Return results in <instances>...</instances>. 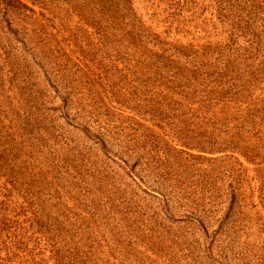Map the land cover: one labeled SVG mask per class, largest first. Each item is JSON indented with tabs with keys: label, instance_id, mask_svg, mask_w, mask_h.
Returning <instances> with one entry per match:
<instances>
[{
	"label": "rangeland",
	"instance_id": "obj_1",
	"mask_svg": "<svg viewBox=\"0 0 264 264\" xmlns=\"http://www.w3.org/2000/svg\"><path fill=\"white\" fill-rule=\"evenodd\" d=\"M128 1L134 10L132 7L125 20L119 22L120 28L128 30L130 25L137 23V19L134 22L129 17L135 13L144 24L141 29H134L138 31L130 40H124L121 29L120 33L115 31L110 23L104 24L100 16L82 24L75 16L74 0H0V10L10 9L8 16L13 26L21 34L24 29L30 35L24 39L32 46L22 51L0 24V264H12L8 262V254L11 258L20 257L28 250L44 253L46 264H53L49 262L48 247L60 244L80 251L77 262L69 264H184L178 246L159 244L163 246L158 252L163 255L160 258L149 249H161L153 244L157 235L161 234L167 241L178 233L191 234L193 227L187 229L184 223L177 224L162 216L161 222L155 221L152 213L156 200L117 168L115 156L129 152L141 157L138 165L129 162L136 175L148 174L150 170L146 167L153 165L155 170H160L157 176L173 177L179 186L203 188L207 192L228 181L234 182L241 174L232 159L212 162L216 156L210 155H205L206 160L198 159V152L187 150L180 142L198 126L202 130L213 128L225 132L226 127L219 121L218 114L225 112L223 105L226 103H229L227 107L231 106L229 112H233L234 105L236 109L247 108L255 102L253 109L262 105L261 118H264V0H235L236 7H232L233 19L242 16L244 21L236 32L240 53L245 55V44L252 46L243 72L234 75L222 67L218 71L202 66L206 50H201L195 55L186 52V59H180L175 66L171 63L172 70L160 76L157 69L163 64L161 56L171 59L175 55L176 59L181 53L178 46L168 43L173 41L176 23L165 30L164 19H157L158 14L153 16L140 0ZM207 6L201 8L204 12L201 16L202 11L197 14L198 22L188 17L190 10L178 14L187 17L184 24H178L180 31L175 29L182 42L197 41L201 35L203 40L207 39L204 26H200L204 20L210 21L209 36L213 40L230 31V28L221 29L219 21L224 25L229 23L220 18V12H213V8ZM14 56L18 59L16 64ZM178 68L182 72L171 73L170 80L165 83L166 74ZM59 71L76 76L73 86L82 105H89L91 110L101 114L105 123L101 127L108 132L106 135L110 139L107 140L112 142L110 155L90 142L88 154L84 153L85 160L77 155L78 151H69L71 142L78 139L77 134L69 122L57 121L58 113L52 109L59 105V100L54 99L45 77L47 74L51 80ZM250 87L253 91L248 90ZM13 91L21 94L20 97H15ZM26 97V104L41 107L46 119L36 130L38 141L29 140L28 131L22 134L20 128V131L16 129L19 117L14 110H18L17 105L24 104ZM163 97L175 102L172 111L161 115ZM173 114L186 119L181 125L183 132H177L179 120H172ZM143 122L164 141L145 130ZM194 135L198 136L197 130ZM77 145L78 142L74 146ZM64 158L69 169L63 170L70 176L61 177L65 178L62 183L56 179V167L47 179L37 173L47 168V162L53 165ZM71 159H76L78 172L70 165ZM245 167L248 170L241 174L242 201L233 207L203 203L208 211L204 215L205 225L207 234L213 235L214 255L229 257L230 264H264V170L259 175L260 172L253 171L255 168ZM100 176L106 180L105 186H99ZM258 184L260 191L256 195ZM102 196L107 203L102 204ZM19 203L21 209L31 204L30 211H42L45 222L46 230L43 228L42 234L33 226L32 240L27 247L14 236V226L8 216V208L16 207L17 212ZM113 209L118 216L110 212ZM180 212L182 215V209ZM104 220H108L107 226ZM82 222L86 227L91 222L94 230H86ZM48 228L52 231L47 233ZM78 229L84 230L83 237L75 241ZM77 241H81L78 246Z\"/></svg>",
	"mask_w": 264,
	"mask_h": 264
},
{
	"label": "trees",
	"instance_id": "obj_2",
	"mask_svg": "<svg viewBox=\"0 0 264 264\" xmlns=\"http://www.w3.org/2000/svg\"><path fill=\"white\" fill-rule=\"evenodd\" d=\"M140 2L144 5L146 10L153 12V16L158 14L157 19H164L166 27L165 30H170L169 27L176 23V26L173 28V41L175 43L173 41L168 43L171 45L174 44L176 48L178 46L181 53L176 59L175 55L171 59L166 56H161V62L163 64L158 67L157 75L160 76L167 70H172L173 66H170L171 63L174 65V63H178L180 59H186L184 58L186 52L190 54L194 53L195 55L201 52V50H206L203 54L205 57L201 59L202 66L218 71L222 67L227 70L228 74L234 75L243 72V69L246 67L247 60L250 59L249 50L252 46L250 44H245V55L240 53V47L236 40V32L238 31L237 27L242 23L244 24V21L242 16L240 19H233L232 7H236L233 5L236 3L235 0H203L202 2H197L196 0H140ZM74 3L75 16L82 21V24H88L89 21H93L94 17L100 16L103 19L104 24L110 23L114 30L119 33L121 29L119 22H123L125 20L129 10L133 7L132 3L128 0H74ZM206 4L208 5L207 7L213 8V12H215V10L217 13L220 12V18L229 23V25H224L219 21L221 29L224 30V28H230V31L228 33L226 31L223 32L220 37L213 40L214 38H210L209 36L210 21L206 22V20H204V23L200 24V26H204L203 29L207 34V39L203 40L204 38L201 35L200 38H197V41L195 39L194 42H191V40L188 42H182L181 37H179V32H176L175 29L180 31V25L184 24L187 17H182L178 14L190 10L191 12L188 17L190 19L194 18V20L198 22L200 17H197V14L202 11L201 8L205 7ZM132 9L134 10V7ZM10 13V9L8 8L0 10V24L3 25L9 37L14 39L15 42L21 46L22 51L27 48H31L32 46L30 41L26 42L24 39L26 37L29 38L30 35L28 34V36L24 29H22L23 34H21V31L16 26H13L8 16ZM203 13L204 12L202 11L200 16ZM194 15H196L197 18H195ZM129 17L132 18L134 22L137 19L138 22L130 25L131 27L128 30L121 29L125 35L122 36L124 40L127 38H129V40L132 39L135 36L133 33L138 31V29H134L136 27L141 29L144 25L143 22L140 21V15H136L135 13ZM234 20L237 21L234 22ZM195 28L198 30L199 26ZM216 28L217 26H213V29ZM161 36L166 37L165 35H160V37ZM100 38L102 39L103 37L100 36ZM162 52H164V50H162ZM16 60L18 61V59L14 56L15 64ZM39 65L43 73H46L47 70H45L41 64ZM51 67L56 70V66H54V64H51ZM181 72L182 69L180 68L168 72L165 76V83L170 80L171 73L180 74ZM45 77L48 79L46 83L55 95L54 99L59 100V105L57 107H53L52 109L53 112L58 113V117L56 118L57 121L58 119H61L64 122H69L74 127L75 133L77 134L78 139L77 141L74 140L71 142V146L68 147L69 151H78L77 155L79 156L80 154L83 160H85L86 157L84 156V153H86V155L88 154L90 144L92 143L93 145L99 146L102 153L109 154V145L112 146V142L107 140L110 139V137L106 135L108 132L101 127V124L105 123L100 118L101 114L99 112L95 109L91 110L89 105H82V101L79 99L80 96L76 95V89L73 86V80L76 79V76H70L65 71H59L55 73V76H53L51 80L47 74H45ZM248 90L253 91V88L250 87ZM13 94L15 97L16 95L18 97L21 95L19 93L15 94L14 91ZM26 99L27 97L24 100V104L17 105L19 107L18 110H14L19 117L16 129L19 131L21 129L22 134H26L25 131H28V139L33 141L34 139H37L36 130L38 131L39 126L45 123L46 119L41 112V107L27 105ZM227 101L228 100H226V102ZM235 101L238 102V100ZM174 102L170 98L167 99V97H163V104L159 113L163 115L172 111V105H174ZM218 103L219 102H217V104ZM228 104L229 103L223 105L225 112L221 115L218 114L220 118L219 121L223 123L222 125L224 127H226L225 132H217L214 131L213 128L211 131L202 130V128L198 126L193 132L189 133L190 136H183V139H181L182 141L180 142L181 146L187 150L193 149L198 152V159L206 160L207 158L205 155L216 156V158L212 159V162H224L225 160L230 161L232 159L239 167V172H241V174L248 170L245 165L255 168L253 171L258 174L260 171L264 170V118H261L262 105L257 109H253L255 102L247 108L236 109L237 106L234 105V111L229 112V108H231V106L227 107L226 105ZM27 106L30 107L27 108ZM246 106L247 104L244 107ZM192 113L195 114L196 111H192ZM170 118L175 121L179 120V125H176L177 132H183L181 125H184L183 122L186 119L183 120L179 115L175 116V114H173ZM143 121L146 122L147 120ZM145 122H143L144 129L154 133V135H156V139L159 137L162 141H164V138H162L160 134H156L150 128H147L144 125ZM196 130L198 136L194 135ZM46 133L47 135L50 134L48 132ZM76 142H78V145L74 146ZM88 142H90V144H88ZM72 143L75 144L72 145ZM140 158L141 157L137 154L133 155L129 152L119 153L115 156L117 168L120 169L131 181H133V183L138 184L137 186L142 192L147 195H151L150 198L156 200V207L153 210L152 218L155 219V221L161 222L160 219L162 216L163 218L171 219L172 221L177 222V224L184 223L185 228L187 229L193 227V232L191 234L178 233L169 237L167 241L161 234L157 235L158 238L157 236L155 237L153 244L161 249L156 251L153 247H151L149 251L153 252L157 258L163 257V255L158 254L160 250H163V246H159V244L168 243L170 244L169 246L180 247L182 251L181 254L183 255L180 259L184 261V264H230L228 262V260H230L229 257L223 256L222 258L213 254V235L207 234L208 228L205 225L204 215H206L208 211L203 208L205 205L203 203L207 202V205H210L211 203H222V205L228 204L230 207H233L234 204L242 201L241 199L244 198V190H240V188H242L243 185V182H241L243 175L240 174L234 182L228 181L227 184H222L218 188L212 187L211 192H207V190L203 188L190 189L187 186H179L173 177L168 178L161 174L157 176V173L160 170H155L153 165L146 167L149 168L150 171H148V174H144V176L134 174L135 168H133V166H129V162H133V164L138 165L140 163ZM75 160L76 159H71L72 164L70 165H73V170L78 172L79 166L75 163ZM67 163L66 158H64L61 162L57 160L56 164L53 165L47 162V168H44L41 171L39 170L37 173L43 176L42 179H47V177L51 174L50 171H54L56 167V179L59 183H62L65 178L61 177L70 176L65 170H63L65 168L66 170L69 169V165H66ZM139 168V172H142L140 166ZM152 170L154 171L153 174H151ZM261 174L262 173L260 172L259 175ZM254 180H256L255 176ZM97 182L99 186L106 185V180L103 176H100ZM259 191L260 187L258 184L255 194L257 195ZM261 193H263L262 189ZM102 197L104 198V196ZM104 201L105 198L102 200V204L107 203ZM31 207V204H29L25 209H21V204L19 203V210L17 212H15V209H17L16 207H12V209L8 208L10 213L8 215L10 217L9 220L14 226L12 229L14 230V236L17 235L18 239H21L25 247H27L29 242L32 240L31 236L33 234L31 230L34 225L36 226V232L39 234L43 233V228L46 230L44 227V218L41 216L42 211H36L35 209L34 212L30 211ZM181 209L183 214L179 215V213H181ZM110 212L118 216L116 210L113 209ZM132 212L134 214V211ZM34 214L36 216L35 218ZM104 222L107 226L108 220H104ZM83 224L84 227H86L84 222H82V225ZM87 228H89V230H94L91 222H88L86 230H88ZM20 229H23V232L20 231ZM51 231L52 230L50 228L47 229V233ZM77 232L79 234H75V241L76 239L83 237L84 230L78 229ZM80 242L81 241L76 242L77 246ZM60 245L61 246L59 247H48V254L50 256L49 262H52L53 264H69L74 261L77 262L80 253V251H78L79 249L73 250L69 248L68 244L66 247L64 244ZM43 255L44 253L38 254L33 250H28L20 257H16L14 255V257L11 258L8 254V262L12 264H21V262L25 264H46L48 260L43 259ZM84 255L85 259H87V254L84 253Z\"/></svg>",
	"mask_w": 264,
	"mask_h": 264
}]
</instances>
